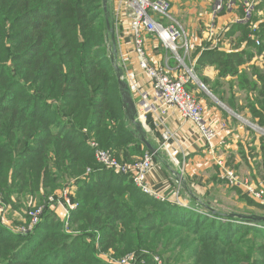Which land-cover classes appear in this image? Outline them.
Masks as SVG:
<instances>
[{
	"label": "trees",
	"instance_id": "trees-1",
	"mask_svg": "<svg viewBox=\"0 0 264 264\" xmlns=\"http://www.w3.org/2000/svg\"><path fill=\"white\" fill-rule=\"evenodd\" d=\"M101 2L0 0V212L13 225L23 222L40 206L33 208L30 200H46L69 182L78 204L68 228L47 208L27 235L0 215V264H117L135 252L144 264H153L148 252L175 264H264V229L222 224L157 201L96 162L91 140L128 163L149 152L124 114ZM261 27L264 32V22ZM253 28L243 30L245 40L258 38L259 28ZM210 62L223 75L246 64L238 53L223 52ZM257 76L259 95L246 99L262 124L264 71ZM241 82L256 90L250 77ZM248 152L254 178L264 180V142ZM258 217L264 218L237 219L264 226L254 222Z\"/></svg>",
	"mask_w": 264,
	"mask_h": 264
},
{
	"label": "rangeland",
	"instance_id": "rangeland-1",
	"mask_svg": "<svg viewBox=\"0 0 264 264\" xmlns=\"http://www.w3.org/2000/svg\"><path fill=\"white\" fill-rule=\"evenodd\" d=\"M166 1H168L172 5V8L174 10L173 12L174 17L173 16L172 17L178 23V25L181 27L183 31L184 38L182 40V43L177 45L176 51H173V49H171V46L162 43L158 39V37H156L153 34L143 35L144 43H145V38L148 36L151 39H153L155 42H157L158 44L157 49L162 51L164 57L167 54L169 55V53L171 54L172 60H170V62L166 66L171 68V71L169 74L172 78L180 77V76L192 77L191 71L193 72V70L191 68V59L194 53H196V50L203 49L209 44L211 45L212 44L211 42H213V40L216 41L217 44H220L219 34H221L224 30L219 31L220 27L218 28L217 24L216 25L212 24L209 18L213 12H214V15H220L223 12V10L216 13L217 6L215 3H217V0H166ZM129 2H132V0H109V9L111 12V16H110L111 31L108 29L107 22H106L108 34L105 40V47L107 49V54L110 57V61L112 62V56H113L115 60L114 63L121 70L122 80L128 85V91L131 97H133V100L136 104V110L138 112L136 120L137 122L141 123L144 135H141L140 133L139 135L137 132L138 130L133 124H132L131 131L136 133V135H138L139 137L141 136V138L142 136L144 137L146 136V138L148 137L150 138L152 134L148 135V132L150 130L151 131L158 130L160 129V127L158 126V124H156L155 119L152 116V114L156 112L153 109L147 110L145 109V107L152 106L153 108L154 106L155 108H158L160 103L158 101L153 100L152 99L153 96L151 94H148L151 91V79L141 71V69L138 66V61L136 59V56L134 54V43H133V38L131 34V29H130V21H129L130 15H131L129 11V7H128ZM101 4H102L101 13L102 12L105 13L104 0H102ZM238 9H240V6ZM222 16H225V17H222L224 20L223 23H225V20H226L227 28H228L230 27L229 21L240 17L241 12L240 10L231 11V12L227 11ZM152 17L155 21L159 23L167 24V22L160 19V17H155V16H152ZM225 18H228V19H225ZM261 18L264 19V14L261 16ZM221 28L223 29L225 28V26L221 25ZM207 41L209 42V44L207 43ZM260 43L262 44V42ZM145 50H146V47H145ZM147 55H148V52H147ZM172 61L173 63H171ZM149 63L153 67H158V68L163 67L164 68L163 64H159V63L155 64L151 61V59H149ZM170 64L175 67H170ZM194 74L196 78L195 80H191V82L188 84L187 91L193 94L197 98V100L200 101L198 98V94L194 93L192 90V87L197 80V75L195 72ZM144 81L149 83L148 90H146L144 87L142 90V86H143L142 82ZM204 82L205 81L203 79L202 82L199 84L202 85L204 84ZM121 93H122V90H121ZM143 95H146V99L143 98ZM203 107H204L205 114H206V109H205L204 104H203ZM124 109H125L124 114L126 116V108L124 107ZM143 111L146 113L147 121L140 118V114L143 113ZM243 124L246 127L247 129L246 131L248 134L243 138L239 137L236 143H234L235 145H237V148H236L237 152H234V153L238 155L239 154L245 155L247 157L248 163L242 158L244 165H240L241 170L237 169L233 164H230V165L228 164L229 166H227L228 170L234 172L235 175L239 178L236 181L241 186L231 183L227 178V173H224V171L217 165V162L214 161L215 165L220 170V173H219L220 180L218 181L224 188L223 190L224 192L221 191V189H219L220 192H217V195H216L214 192V189L212 191V188H209L210 184L208 182H205L198 177H194L193 178L194 180L190 182V187L192 188L190 190L195 192L199 197H203L204 200L191 201V199H189L190 197L188 198L187 195L180 196V194L179 195L175 194L173 197H169V198L168 196H164L166 197V200L163 203L171 202L177 205L180 204L181 206L184 205L187 211L192 212L198 216H205V218L207 219L218 221L222 224L232 222L233 224H237V225H240V224L248 225L246 223H243L242 221H239L237 218H235V220L228 219L225 217V215L230 216V215L235 214V215H240L246 218L253 216V215L264 216V199L258 200V199H255L253 196H251V194L248 191L249 187L247 184V182L251 184L252 182L257 183V181H261L264 183V180L254 178V174H252L253 169L255 167L254 162L249 152H243L245 151L246 146H247L246 151H249L250 148L252 149L255 148V143L257 141L259 142L258 144H261L262 141L264 142V125L261 123L260 125L259 122H256L254 119L252 120L244 119ZM92 141L93 140L90 141V144L96 143L99 149L110 151L119 162L123 164H130L124 161L123 159H119L116 156L114 150L107 149L104 147L102 148V146H100V144L97 141L95 142H92ZM248 145H252V146L249 147ZM93 153H95L94 150H93ZM146 153L147 152L143 153V157L135 156L131 163L141 161L146 155ZM164 156H165V160H167L173 166V168L178 171L176 175H178L179 177H182V175L186 173L185 166L182 165V163H180L179 161L175 163L174 161L175 159L172 158V156L168 155V153H164ZM257 161L260 162L261 160L259 161L257 159ZM128 178L132 179L134 185L137 187L134 177L132 178L131 176ZM71 183L72 182H69L67 184L66 186L67 188L65 187L64 189L55 190V192L52 195H50L46 200L45 199H43V201L40 200L42 202H40L38 199L33 200V201L30 200L29 202L31 203L33 208L38 205L40 206L45 205L44 207L48 206V209L54 211L55 208L58 205H60L57 199H59L62 202V203L60 202L62 205L65 203V200H64L65 191H70L71 195L73 194L72 197H74L75 185H71ZM203 184H205V186ZM195 186L198 189L194 188ZM198 190L200 191L199 193H198ZM53 196L57 198H54ZM51 199H53V201H51ZM209 200L211 201L209 202ZM27 209H25L24 211H27ZM57 212H59V215H60V212H62L61 208H58ZM214 214H220V215L218 217V216H215ZM63 217L64 215L61 216V218ZM2 220L12 230H17L18 228L28 229V221H29L28 218L26 219L24 218L23 222H21V220H18L17 223H15V225H13L11 222L8 221L9 218L7 217V214L2 215ZM68 226H69V223L66 227L68 228ZM248 226L256 227L258 229H264V226H261L258 224H249ZM30 233L32 232L27 231L24 233V235H27ZM147 255H149L148 257L151 258L153 264H175L170 260L169 257H163V256L161 257L160 255L153 254L151 252H148ZM127 257L133 259L132 262L131 261L129 262V264H138L140 262L139 260L140 256H139V253L137 252L131 253L125 256V258ZM117 264H121V263H117ZM141 264H144V263H141Z\"/></svg>",
	"mask_w": 264,
	"mask_h": 264
},
{
	"label": "crops",
	"instance_id": "crops-1",
	"mask_svg": "<svg viewBox=\"0 0 264 264\" xmlns=\"http://www.w3.org/2000/svg\"><path fill=\"white\" fill-rule=\"evenodd\" d=\"M227 2L228 0H225L223 12L220 15H214L213 12L209 18L212 24H217L218 28L220 27L219 31L224 30L219 34L220 44H217L216 41L213 40L210 45L207 41L209 45L203 49L196 50V53H194L191 59V68L197 75V80L192 90L194 93L198 94L199 100L205 106L206 121L211 123V125L219 131L223 125L225 129L220 131L219 137L214 144V151H210L207 143L199 135L197 126L183 119L175 110H171L165 115H162L161 112L153 113L152 116L160 129L152 130L153 132L150 130L148 135H152L150 138H147V141L156 149H159L158 154L161 153L164 155V153H168V155L175 159V163L179 161L186 169V173L183 174L182 177H179L176 175L178 171L165 160V156L164 159L155 156V165L148 176V182L152 191L158 195L168 196L169 198L179 193L180 196L187 195L188 198L190 197L189 199H191V201L204 200L203 197H199L195 192L190 190L192 189L190 187V182L194 180V177L208 182L210 184L209 188H212V191L214 189L217 195V192H220L219 189L223 191L224 188L218 181L220 180V170L215 165L214 161L219 157H225L227 160L230 159L232 164L239 170H241L240 165H244L241 154L238 155L234 153L237 152V145L234 143H236L239 137L243 138L248 134L243 124L244 119H253L246 98L251 95L258 97L259 90L262 86L257 75L264 71V32L261 27L264 22V19L261 18L264 14V10H262L264 9V4L257 1L254 5L252 15V17L254 16V20H251L253 23L250 26L243 21L246 10L243 0H236L232 6H227ZM239 6L240 9H238ZM236 10H240L241 16L229 21L230 27L227 28V22L225 20V23H223L224 20L222 18L225 16L222 15L227 11L231 12ZM173 12L174 10L172 8V16L174 15ZM221 25L225 26V28L222 29ZM250 27L259 28L258 32L260 37L258 36V38H255L249 35V41H247L245 40L246 38L243 30L250 31ZM257 41L262 42V44L257 45ZM262 46L263 49H259ZM145 47L149 59L155 64H163L165 67L170 60H172L171 54L169 53V55L167 54L164 57L162 51L157 49V42L148 36L145 38ZM215 52L227 54L238 53L240 58L246 61V64L237 67L238 69H236L233 75H223L219 66L210 62L215 57ZM171 63H173V61ZM170 67L175 66L170 64ZM255 72L257 75L253 76ZM246 77L255 80V91L250 92L246 90L244 84L241 82ZM203 79L205 82L200 85L199 83H201ZM142 85V90L143 87L146 90L149 89L148 82L144 81ZM262 118L264 121V114H262ZM256 120L260 119L257 118ZM167 130L170 132L172 138L167 143V149H164V132ZM258 143V141L255 143L254 151L259 150L260 144ZM248 146L250 147L252 145ZM246 147L243 152H248L246 151ZM203 185L205 186V184ZM194 188L197 187L195 186ZM199 192L198 190V193ZM210 201L211 200H209V202ZM170 204L182 209L184 208V205L181 206L180 204L177 205L171 202Z\"/></svg>",
	"mask_w": 264,
	"mask_h": 264
},
{
	"label": "built area",
	"instance_id": "built-area-1",
	"mask_svg": "<svg viewBox=\"0 0 264 264\" xmlns=\"http://www.w3.org/2000/svg\"><path fill=\"white\" fill-rule=\"evenodd\" d=\"M236 0H228L227 6H232ZM259 1L264 4V0H243L245 14L244 22H249L253 15L254 5ZM225 5V0H217V12L223 10ZM130 15V29L134 43V54L138 61V66L141 71L151 79V94L152 99L160 103L158 108L153 106L145 107V109H153L155 112H161L162 115L167 114L171 110H175L183 119L194 123L197 126V130L201 138L207 143L210 151H214V144L219 137L220 131L225 129L223 125L221 130H217L211 123L206 121L205 110L203 104L197 100V98L188 92L187 86L191 80H195L194 71L192 77L180 76L172 78L170 76L171 68L168 66L163 67H153L149 63V57L145 50V43L143 35L153 34L158 39L169 46L173 51H176L177 45L182 43L184 38L183 31L178 23L172 17V7L171 4L166 0H132L129 2ZM152 16L160 17V19L167 22V24H162L153 19ZM257 45L260 44L259 41L256 42ZM183 64V63H181ZM193 70V69H192ZM146 99V95H143ZM140 118L147 121L146 113L140 114ZM172 138L170 132L167 130L164 132L165 143L163 144L164 149H167L168 141ZM91 148L95 151L94 155L97 163L106 170L113 171L118 175H123L127 177H134L137 184V188L140 192L150 198L157 201L164 202L166 197L154 193L149 185L148 176L155 165V154L150 152L146 153L144 158L139 162H134L130 164H123L119 162L113 154L108 150H101L98 148L96 143L91 144ZM217 165L227 173V178L231 183L241 186L236 180L239 179L234 172L228 170V160L225 157H219L216 160ZM248 184L249 193L255 199H264V183L257 181V183L252 182ZM176 195H179L177 193ZM72 196L70 191L64 192L65 205L57 199L60 205L55 208V212L58 217L68 225L69 219L73 212L77 210L78 204L72 201ZM54 197V196H53ZM57 198V197H54ZM53 201V199H51ZM61 202V203H60ZM0 206L3 208L4 203L0 197ZM45 205L39 206L28 212V229L18 228L16 231L19 234H24L27 231L32 232L35 227L40 223L43 213L48 208ZM58 208H61L62 212H57ZM185 208V207H184ZM2 212V210H1ZM0 215H3L1 214ZM249 225V224H248ZM7 226V225H6ZM9 227V226H8ZM263 228V227H262ZM133 259L127 257L124 258L120 263L129 264Z\"/></svg>",
	"mask_w": 264,
	"mask_h": 264
},
{
	"label": "water",
	"instance_id": "water-1",
	"mask_svg": "<svg viewBox=\"0 0 264 264\" xmlns=\"http://www.w3.org/2000/svg\"><path fill=\"white\" fill-rule=\"evenodd\" d=\"M104 10L106 14V19H107V26L108 29L111 31L110 28V9H109V0H104ZM114 57L112 56V63H114ZM115 64V63H114ZM115 70H116V75L117 79L119 82V85L122 90L123 94V101H124V107L126 108V116L130 119L131 123L136 127V129L139 131L141 135L143 134L142 126L140 122H137L136 117H137V110H136V104L133 100V97H131L129 91H128V85L122 80V73L120 68L115 64ZM208 92V91H207ZM142 142L143 144L148 148L149 152L152 154L157 155L158 154V149H156L151 143H149L144 136H142ZM231 219L238 218V219H245L246 217L240 216V215H230ZM249 219V218H248ZM254 222L256 223H261L264 222L263 217H258L254 219Z\"/></svg>",
	"mask_w": 264,
	"mask_h": 264
}]
</instances>
